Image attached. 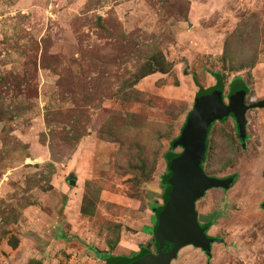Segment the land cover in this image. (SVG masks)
<instances>
[{
  "label": "rangeland",
  "instance_id": "rangeland-1",
  "mask_svg": "<svg viewBox=\"0 0 264 264\" xmlns=\"http://www.w3.org/2000/svg\"><path fill=\"white\" fill-rule=\"evenodd\" d=\"M209 72L226 104L264 100V0H0V264L156 255L150 207ZM246 121L207 137L205 174L233 180L196 202L210 254L170 264H264V109Z\"/></svg>",
  "mask_w": 264,
  "mask_h": 264
},
{
  "label": "water",
  "instance_id": "water-1",
  "mask_svg": "<svg viewBox=\"0 0 264 264\" xmlns=\"http://www.w3.org/2000/svg\"><path fill=\"white\" fill-rule=\"evenodd\" d=\"M247 91L240 87L233 90L228 104L223 100V88L217 87L195 100L181 135L174 145L182 152L172 158L169 170L171 190L168 200L157 216L154 239L159 243L156 255L149 253L131 264H170L179 250L187 245L210 254L214 239L207 236L208 227L198 224L196 202L211 188H229L232 179L219 180L207 176L202 163L207 153V137L211 124L232 115L235 118L240 139L246 136V112L251 109H264V100L247 105ZM74 184V182H70ZM164 243L171 244L168 252H162Z\"/></svg>",
  "mask_w": 264,
  "mask_h": 264
},
{
  "label": "trees",
  "instance_id": "trees-1",
  "mask_svg": "<svg viewBox=\"0 0 264 264\" xmlns=\"http://www.w3.org/2000/svg\"><path fill=\"white\" fill-rule=\"evenodd\" d=\"M209 74L216 79V83H217L216 87H222V85L220 84V80L218 79V75L219 74L218 73H214V72H209ZM240 80L241 79L239 78V79L235 80V82L240 81ZM224 120L225 119H223L221 121H224ZM212 125L213 124H211L210 127H209L208 135H209V131H210V128L212 127ZM245 139L246 138L241 139V141L244 142ZM177 140H175L173 142V144H175L177 142ZM176 155H178V154H176ZM176 155H171L170 154L168 156L169 165L171 163L172 158L175 157ZM203 163H202V167H203ZM171 176H172V173H171L170 170H168L167 174L165 175V181L167 183V187H166L167 191H166V194L163 196V203H166V201L168 200V197H169V193H170V190H171V184H170ZM150 208L154 212V214L156 216L155 218H157V216L161 212L163 206H159V204L153 203ZM209 226H210L209 224H206V225H203L201 227H209ZM156 227H157V220L155 221L154 226H153V232L154 233H155ZM158 245H159V243L157 242V246ZM171 247H172L171 244L164 243V247L162 249V252H168L171 249ZM148 254H149V251L145 247H140V252L137 255H133L131 257H116V258H114L113 256L107 254V255L104 256V261H105L106 264H131L133 262H136V261L140 260L141 258H143L144 256H146Z\"/></svg>",
  "mask_w": 264,
  "mask_h": 264
},
{
  "label": "crops",
  "instance_id": "crops-1",
  "mask_svg": "<svg viewBox=\"0 0 264 264\" xmlns=\"http://www.w3.org/2000/svg\"><path fill=\"white\" fill-rule=\"evenodd\" d=\"M163 199V198H162ZM161 199V200H162ZM159 206H161V204H159ZM153 212V211H152ZM153 215H154V217H156L155 216V214H154V212H153ZM198 219H199V217H197ZM157 220V218H155V221ZM155 223V222H154ZM203 224V223H202ZM204 224H206V223H204ZM154 226V225H153ZM141 237L143 238V241L144 242H142L143 243V245H145L146 243H150L151 241H152V239H153V234H152V231L151 232H146V233H143V234H141ZM147 249V248H146ZM148 251H149V253H151L150 252V250L149 249H147ZM139 252H137V253H135L134 255H137ZM131 257V256H130Z\"/></svg>",
  "mask_w": 264,
  "mask_h": 264
}]
</instances>
